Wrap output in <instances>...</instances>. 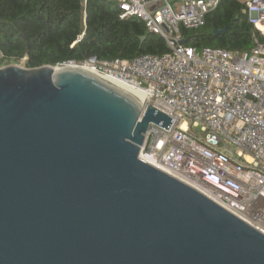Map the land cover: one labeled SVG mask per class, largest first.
<instances>
[{
	"label": "water",
	"instance_id": "obj_1",
	"mask_svg": "<svg viewBox=\"0 0 264 264\" xmlns=\"http://www.w3.org/2000/svg\"><path fill=\"white\" fill-rule=\"evenodd\" d=\"M171 121L78 68L0 67V264H264V235L138 158Z\"/></svg>",
	"mask_w": 264,
	"mask_h": 264
},
{
	"label": "built area",
	"instance_id": "obj_2",
	"mask_svg": "<svg viewBox=\"0 0 264 264\" xmlns=\"http://www.w3.org/2000/svg\"><path fill=\"white\" fill-rule=\"evenodd\" d=\"M105 1L116 4L119 19L142 22L169 52L56 67L86 69L141 94V105L172 121L167 130L149 124L138 158L264 235V46L254 38L251 51L238 54L184 45L181 30L204 26L220 0ZM237 1L264 35V0Z\"/></svg>",
	"mask_w": 264,
	"mask_h": 264
},
{
	"label": "trees",
	"instance_id": "obj_3",
	"mask_svg": "<svg viewBox=\"0 0 264 264\" xmlns=\"http://www.w3.org/2000/svg\"><path fill=\"white\" fill-rule=\"evenodd\" d=\"M119 14L116 4L105 0H87L84 7L81 0H0V67L25 60L24 68L35 69L169 52L142 22L121 20ZM181 34L184 45L197 50L210 47L246 54L254 38L264 46V35L254 30L245 6L237 0H220L204 26Z\"/></svg>",
	"mask_w": 264,
	"mask_h": 264
},
{
	"label": "bare ground",
	"instance_id": "obj_4",
	"mask_svg": "<svg viewBox=\"0 0 264 264\" xmlns=\"http://www.w3.org/2000/svg\"><path fill=\"white\" fill-rule=\"evenodd\" d=\"M82 70L93 75V76H95L96 78H98L102 82L106 83L107 85L121 91L122 93H125L126 95L131 97L134 101H136L138 104H142V102H143L142 95L139 94L138 92H136L131 86H129L123 82H120L119 80L114 79V78H110L107 76H99V75H96L89 70H86V69H82Z\"/></svg>",
	"mask_w": 264,
	"mask_h": 264
},
{
	"label": "rangeland",
	"instance_id": "obj_5",
	"mask_svg": "<svg viewBox=\"0 0 264 264\" xmlns=\"http://www.w3.org/2000/svg\"><path fill=\"white\" fill-rule=\"evenodd\" d=\"M24 62H25V60H22L17 66L24 67Z\"/></svg>",
	"mask_w": 264,
	"mask_h": 264
}]
</instances>
